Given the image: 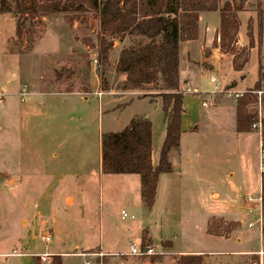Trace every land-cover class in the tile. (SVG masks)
Instances as JSON below:
<instances>
[{
    "label": "rangeland",
    "instance_id": "rangeland-1",
    "mask_svg": "<svg viewBox=\"0 0 264 264\" xmlns=\"http://www.w3.org/2000/svg\"><path fill=\"white\" fill-rule=\"evenodd\" d=\"M240 1L220 0V7ZM200 16L199 28L205 32L211 26L214 42L202 52H182L180 76L185 79L189 69L199 68L216 77L224 91L215 95L218 103L209 95L203 96L208 107L200 109L216 112V118L201 125L196 135L185 136L184 151L192 163L184 165L180 184L178 175L161 177L150 209L143 203L139 176L100 175V143L113 115L107 112L125 107L123 120L137 106L135 111L154 119V142L159 147L162 112L154 105L138 103L133 99L136 97L109 105L105 95L104 101L91 96L84 102L80 96L68 100L61 94L96 91V84L108 92L122 86L115 73L118 48L111 52L107 64H99V25L94 15L84 16L83 22L73 18L72 24L63 14L46 17L36 26L33 43L27 35L17 37L12 15H0V261L11 260L9 255L14 253L38 254L46 247L55 253H74L77 248L94 249L102 243L105 251L123 255L94 251L93 262L104 259L103 264H143L160 255L168 264L181 252L203 250L218 252L223 260L230 259L231 252H250L253 256H243L239 264H264L259 136L251 135L245 142L232 140L229 120L236 103L228 96V91L244 94L253 89L257 69L260 64L264 68V0H249L239 13L238 47L248 49L249 61L237 73L232 55L219 47V26L214 31L219 13ZM202 85V92L213 93L214 85L207 76ZM161 88V82L150 86L149 97L162 102L156 98ZM188 101L199 108L197 97L189 96ZM253 109L259 116L263 106L257 103ZM224 110L227 115L219 114ZM185 115L188 118L183 120H190L187 112ZM156 153L158 157L159 150ZM179 189L182 200L176 195ZM68 193L75 198L72 207L71 198L65 201ZM214 194L219 197L214 198ZM228 201L232 215H224L223 206ZM122 212L128 218L123 219ZM212 217L237 221L230 244L206 236ZM225 220L212 222V232H221ZM144 232L152 241L155 256L127 254L131 245L141 246ZM45 235L51 238L48 244L42 241ZM88 259L67 261L84 264Z\"/></svg>",
    "mask_w": 264,
    "mask_h": 264
},
{
    "label": "trees",
    "instance_id": "trees-1",
    "mask_svg": "<svg viewBox=\"0 0 264 264\" xmlns=\"http://www.w3.org/2000/svg\"><path fill=\"white\" fill-rule=\"evenodd\" d=\"M248 1L226 2L220 7V0H0V15H12L16 19L17 37L27 35L28 42L33 43L36 26L46 17L63 14L72 24L73 18L83 22L84 16L92 14L99 25L96 42L99 64L104 66L109 62L115 42H129L116 64V74L124 77L123 90H143L162 83L161 93L156 98L162 99L167 129L156 167L152 164V123L148 119H132L124 130L101 137L103 174L139 176L143 203L151 209L155 204L159 177L172 172L169 154L180 147L181 120L186 113L180 78L181 44L197 40L201 13L219 12V47L232 55L236 71L243 70L249 61V51L238 47L239 13L245 10ZM260 23L262 28V21ZM256 92H263L264 112V68L261 64L254 88L236 104L238 133L253 132L252 126L258 120L253 109L259 102ZM261 140L264 149V127ZM261 201L264 209V172L261 174ZM212 222L210 234L229 236L233 224L224 223L220 225L221 232L213 233ZM151 244L144 232L141 247L145 249ZM161 261L160 255L150 258L151 264ZM103 263L104 259H97L93 264ZM53 264H62L61 258L53 257ZM176 264L205 263L201 255H182L176 259Z\"/></svg>",
    "mask_w": 264,
    "mask_h": 264
},
{
    "label": "crops",
    "instance_id": "crops-1",
    "mask_svg": "<svg viewBox=\"0 0 264 264\" xmlns=\"http://www.w3.org/2000/svg\"><path fill=\"white\" fill-rule=\"evenodd\" d=\"M211 13H216V12H211ZM219 13V12H217ZM202 14H210V12H206V13H202ZM202 17V16H200ZM220 25V14H219V21L216 23V26L214 27V31H217L216 28ZM206 31L204 32L202 29L199 28V32H198V38L197 40H194V41H188V42H184L181 44V48H180V59H181V53L182 52H185V50L187 52L193 50L194 52H197V51H201L202 50H205V49H209L211 48L213 42H214V37H212V34H210V30H213L211 26H208L207 29H205ZM219 40V39H218ZM127 40H124L123 42H120V41H117L114 43V48H113V53L117 50V48L119 49L118 50V54H117V60L116 62H118V59H119V55L122 51V49L129 44H127ZM184 50V51H183ZM218 50V49H217ZM201 54V53H200ZM189 53H188V58H189ZM201 56V55H200ZM260 68V67H259ZM259 68L257 69L258 70V73H257V78L259 76ZM237 72H240V71H235V73ZM116 73V71H115ZM208 77V79L210 80V77H211V73H205L203 72L202 70H200L199 68L195 69V70H190L188 71V74L186 75L185 79H182L181 76V87H184L185 88V92H184V108L187 112V114H189L191 116L190 120H186L184 121L183 118H188L186 117V115L182 116V120H181V130H182V136H181V140H180V147L178 150H173L170 152L169 154V161L171 163V166H172V172L169 173V174H162L160 177H159V180H158V187H159V183H160V180H161V177L162 176H176L177 175L179 176L178 178V181H179V184L182 182L183 180V169H184V165L187 163V164H191L192 161L191 159L188 157V153L185 152V147H184V138L186 135H196L197 132H199V128L201 125H205L206 122H212V120L214 118H216L215 115L216 112L214 113H210L208 111H203L204 109H200V108H203L202 104L203 102H207L203 96L204 95H209L214 103H218L217 99H216V96L212 95V93H207L206 91L205 92H202V89H203V85H202V79L203 77ZM120 82H123L124 81V77H120ZM97 81H98V77H97ZM95 86H98L96 87V91H91V92H81L79 90H72V91H64L65 93H61V94H65L67 97H69L68 100L70 99H73L75 97H78L80 96L81 98H83V101L84 102H87L88 101V98L91 97V96H97L99 100H103V97L104 95L105 96H108L106 97V99L109 100L108 104H112V102H116V101H119V100H123V101H127V100H130L132 99V97H136V98H133L135 100H138L140 102H142L143 104H148L149 106L150 105H154L156 106V108H158L159 111L162 112V142H161V145L159 144V147L158 145H155V142H154V136H155V122H154V119H152L149 114H142V112H137L135 111L134 109L137 108V106H135L130 115L125 117L123 120V116H121L123 114V109L125 108H121V109H118L117 106L116 107H113L112 109H110L107 113L110 112V115L113 113V115H111V118L109 119L108 123L110 124L109 125V130L107 133H117V132H120L122 130H124L128 125L129 123L131 122L132 119H135V118H143V119H148L149 121H151L152 123V164L154 167H156L159 163V157H160V150H161V147L163 145V142L165 140V135H166V129H167V125H166V122H165V116H164V113H163V109H162V102L160 101V99H153L151 97H145L143 98L144 95H152L151 93H149V89L150 87H147L143 90H123L121 87L119 89H110L109 92L108 91H103L100 89L99 85L96 84ZM100 90V91H99ZM161 93V92H159ZM100 94V96H99ZM189 96H192V97H197V99L199 100V108H194L191 104L190 101L187 102V98ZM114 97V98H112ZM200 102H201V106L200 107ZM105 104V103H104ZM131 104V102H130ZM137 104V103H136ZM212 103H210L211 105ZM106 106V105H105ZM127 106V104H126ZM117 112V113H116ZM233 113V112H232ZM219 114H225L227 115L228 113L224 110V112H219ZM236 114H237V111H236V107L234 109V113L231 114V118H230V126H229V130L231 129L232 130V140L234 141H239V140H244V142L246 140H248V138L251 136V135H258L259 136V147L261 149V146H262V140H261V137H260V133H245V134H242V133H238L236 131ZM189 116V117H190ZM159 150V156L157 157V153L156 151ZM99 166H100V175L101 176H114V175H105L103 174L102 172V153H101V143H100V156H99ZM262 173V172H261ZM78 176H75V181L78 182ZM158 187H157V193H158ZM171 188V183H170V186ZM171 193H169L170 195ZM177 196H179V198L182 200L183 199V194L181 193V190L179 189V192L176 193ZM260 196H261V180H260ZM219 195H215L214 194V198H218ZM71 198L72 199V204L69 206V207H72L74 205V202H75V198L73 196H71L70 193L66 194L65 196V201L67 202L68 199ZM43 203L45 204H49L48 201H44ZM39 204V203H37ZM36 204V205H37ZM35 205V206H36ZM225 212H224V215H232L233 214V210H232V207H231V202L228 201L227 203H225ZM217 218H220V219H223L225 220L224 218L222 217H212L211 221L209 222V226L211 225V222L213 220H216ZM230 220H225L224 222L227 223V224H233V226L231 227L232 231L231 233L229 234L228 237H223V236H217V235H212L209 233V226L207 227V231H206V236L208 237H211V238H215V239H219L220 241H223L225 242V244H230L231 242V235L232 233L235 231V229L238 227V223L236 220H231L232 218H229ZM43 225V223H42ZM60 231L57 230V232ZM143 237V236H142ZM141 243H142V238H141ZM153 248V247H152ZM90 251H96L97 253H100L101 255H112V256H115V255H123V254H119V253H116L115 251H111V252H108V251H105L104 248L102 247V243H100V246L97 247V248H94V249H87V250H84V249H80V248H77L75 250V252L71 253V252H68V251H65V252H60V253H55V252H52V250L48 247L45 248V251L44 252H41V253H38V254H34L33 252H30V253H27V252H21V253H14V254H11L9 255L11 260L9 261H0V264H43L41 261H40V257L45 254V253H49V255L51 256V261L53 260V257L55 256H58L61 258L62 260V264H71V262H68L67 259H73L75 260V258H79V257H88L89 259L87 261H85L84 264H93V258L94 256L97 254H90L88 252ZM242 252H231L230 253V256L231 258L229 259H226V260H223L222 257H221V254H218V252H205L203 250H194V251H187V252H181L179 253L178 255L175 256V258H173L172 261H168V264H176V259L182 255H201L204 257V263L205 264H239V262L241 261L242 257L243 256H253L252 253L250 252H244L243 254H241ZM129 254V253H127ZM126 254V255H127ZM3 254H0V258ZM233 257H239L238 259L237 258H233ZM74 264V263H73ZM143 264H151L150 263V258L148 260V262H144ZM158 264H167L166 262V259L164 258L163 261H161L160 263Z\"/></svg>",
    "mask_w": 264,
    "mask_h": 264
},
{
    "label": "built area",
    "instance_id": "built-area-1",
    "mask_svg": "<svg viewBox=\"0 0 264 264\" xmlns=\"http://www.w3.org/2000/svg\"><path fill=\"white\" fill-rule=\"evenodd\" d=\"M96 63V61H95ZM210 82L214 85V91L212 93V95H216V94H221L224 89H221V84L219 82V80L216 78V77H210ZM247 92H245L244 94L243 93H240L239 91H228V96L230 98L233 99V101L237 104L239 99H241ZM258 98H259V102L258 104L261 105L262 107V104H261V97L263 95V92H256L255 93ZM23 97L26 95V94H22ZM100 96V94H99ZM0 103H2V96H0ZM203 107H208V103L207 102H203L202 104ZM257 116H258V113H257ZM263 127H264V112L263 110H261L259 112V116H258V120L257 122H255L252 126V129L253 130H256L258 131V133H260V135L262 136V132H263ZM260 168H261V172L264 171V149L262 148L261 146V149H260ZM248 201H250L249 198H247ZM259 202H260V209H261V212H262V201H261V196L259 198ZM122 218L125 219V218H128L127 214L125 212H122ZM133 219V217H132ZM262 217L260 218V222H261V225H262ZM42 241L46 244H48L50 241H51V238L49 235H45L42 237ZM130 255L132 256H135V257H150V256H155V250L154 248L152 247H148V248H145L143 249L141 246L138 247L137 245H131L130 246V252H129ZM40 261L43 263V264H51V256L49 255V253H45L43 254L41 257H40Z\"/></svg>",
    "mask_w": 264,
    "mask_h": 264
}]
</instances>
